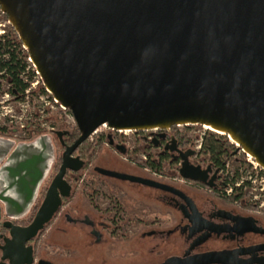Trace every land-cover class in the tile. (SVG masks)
Here are the masks:
<instances>
[{
  "label": "water",
  "instance_id": "obj_1",
  "mask_svg": "<svg viewBox=\"0 0 264 264\" xmlns=\"http://www.w3.org/2000/svg\"><path fill=\"white\" fill-rule=\"evenodd\" d=\"M42 86L68 109L79 136L0 137V264H29L30 245L69 192L71 154L101 124L117 131L201 125L232 137L264 170V0H0ZM210 129V128H209ZM182 157L179 174L203 181ZM108 175L138 178L114 172ZM151 183L152 182H147ZM159 186L158 184H155Z\"/></svg>",
  "mask_w": 264,
  "mask_h": 264
},
{
  "label": "flooded vegetation",
  "instance_id": "obj_2",
  "mask_svg": "<svg viewBox=\"0 0 264 264\" xmlns=\"http://www.w3.org/2000/svg\"><path fill=\"white\" fill-rule=\"evenodd\" d=\"M180 127L188 125L90 134L71 154L80 167L65 172L68 195L25 244L32 249L29 264H264V194L224 192L225 139L215 135L224 141L216 156L187 145ZM78 136L70 131L65 144ZM55 148L61 156L62 147ZM138 152L145 158L131 159ZM186 153L203 181L180 176ZM27 216L12 223L25 226ZM4 220L0 246L9 235Z\"/></svg>",
  "mask_w": 264,
  "mask_h": 264
},
{
  "label": "built area",
  "instance_id": "obj_3",
  "mask_svg": "<svg viewBox=\"0 0 264 264\" xmlns=\"http://www.w3.org/2000/svg\"><path fill=\"white\" fill-rule=\"evenodd\" d=\"M5 36L13 37V40L17 43L14 44L15 53L24 62V69L18 76L25 84V87L19 92L10 90L12 84L1 79L4 70H0V137L11 139L15 143L31 141L41 134H48L55 139L56 131L70 130L72 127H76L72 113L54 101L51 95L42 87L41 78L26 48L18 39L7 17L3 16V13L0 11V38ZM105 127H107L106 124H101L90 134L92 135ZM201 127L203 130L199 134V139H196L199 142V145L196 146L197 148L202 146L203 140L211 131L204 126ZM211 133L222 135L213 131ZM234 145L237 152L235 150V152H232L230 149L231 152L227 156L229 158L230 155L236 157L239 154H244L238 145ZM59 150V148L56 149V157H60ZM227 157L225 158L223 168L227 177L223 191L226 193H231L234 190L263 193V168L254 159L245 155V164L239 166L235 171H230L228 169L229 162Z\"/></svg>",
  "mask_w": 264,
  "mask_h": 264
},
{
  "label": "trees",
  "instance_id": "obj_4",
  "mask_svg": "<svg viewBox=\"0 0 264 264\" xmlns=\"http://www.w3.org/2000/svg\"><path fill=\"white\" fill-rule=\"evenodd\" d=\"M3 16H6L3 14ZM13 37L5 36L0 38V70H4L2 80L11 83L12 86L10 90L22 91L25 87L23 81L19 78V73L24 69V62L19 55L15 53L14 44L16 43ZM18 42V41H17ZM17 44V43H16ZM43 87V86H42ZM1 89V86H0ZM70 131L79 132L76 127H72ZM55 147H60L58 142L53 139ZM221 139H218L214 135L206 137L203 141V146L205 149H210L216 156L219 155L222 151L223 143ZM60 164V157H56V161L53 165V173L57 171ZM39 205V201L33 206L29 212L25 223H29L33 217V214Z\"/></svg>",
  "mask_w": 264,
  "mask_h": 264
},
{
  "label": "rangeland",
  "instance_id": "obj_5",
  "mask_svg": "<svg viewBox=\"0 0 264 264\" xmlns=\"http://www.w3.org/2000/svg\"><path fill=\"white\" fill-rule=\"evenodd\" d=\"M183 126H185V125H183ZM105 128H107V127H105ZM180 128L183 129L181 131L185 135L184 136V139L187 138V140H188V142H186L187 145H192V146H195V147L197 145H199V142H197L196 139H199V134H201V132L203 130V128L201 127V125H188V127H186V128H184V127H180ZM64 130H66V129H64ZM210 133H211V131H210ZM214 134L215 133H211L210 135H214ZM215 135H217V134H215ZM221 137L223 139H225L226 144L230 147V149L232 150V152L234 150L236 151L235 145L228 140V137H226V135H223L222 134ZM231 150H230V152H231ZM134 158L135 159H143V158H145V154L140 153V152H138V154H135L134 153V155L131 157V159H134ZM227 158H228V162H229L228 163V169L230 171H235L239 166H243L245 164V162H246L245 155L244 154H239L236 157H234L233 155L232 156L230 155V158L229 157H227ZM52 173H53V170H52ZM263 194H264V191H263ZM41 199H40V201H41Z\"/></svg>",
  "mask_w": 264,
  "mask_h": 264
},
{
  "label": "bare ground",
  "instance_id": "obj_6",
  "mask_svg": "<svg viewBox=\"0 0 264 264\" xmlns=\"http://www.w3.org/2000/svg\"><path fill=\"white\" fill-rule=\"evenodd\" d=\"M204 127L207 128V129L210 128L209 130H211V131H213V132H216V133H219V134L221 133V130H219V129H214V128H212V127H207V126H205V125H204ZM125 131H128V130H125ZM228 139H229L231 142H233V141H232V140H233L232 137H228ZM233 143H234V142H233ZM234 144H236V143H234ZM236 145H237V144H236Z\"/></svg>",
  "mask_w": 264,
  "mask_h": 264
}]
</instances>
